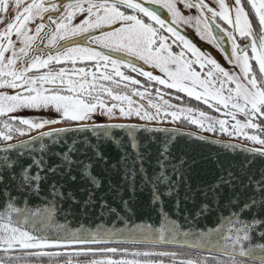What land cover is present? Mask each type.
I'll use <instances>...</instances> for the list:
<instances>
[{"label":"snow or ice","instance_id":"6c2138e0","mask_svg":"<svg viewBox=\"0 0 264 264\" xmlns=\"http://www.w3.org/2000/svg\"><path fill=\"white\" fill-rule=\"evenodd\" d=\"M215 2L218 5V11L206 4L204 0H196L195 3L193 0H67V2L65 0H31V2L0 0V13H7L9 10L15 12L14 18L9 20L5 28L0 31V89H24L27 92V95L0 94V116L14 113L21 108H54L63 120L76 124L72 128L41 132L39 136H34L28 141H20L18 144L6 143L5 147L0 148V153H3L0 158V185H3V189L0 190V251L5 254L23 252L27 256L35 257L61 255L59 252L46 251L64 247L61 238L50 239L36 223L41 216L51 215L52 209L36 212L22 209L17 205L11 191L12 182L18 181L16 187L23 189V194L27 195L28 192L39 194L40 183L47 180L49 174L67 176L75 180V177L71 176V171L72 165L77 163L72 158V153L78 151L74 147L76 142L73 141V146L69 147L67 152L56 153L61 155V162L49 166L44 155L45 137L51 138L54 144L59 141L63 133L67 132H91L98 139H105L111 138V129L121 128L126 130L129 137L128 145L125 146V155L122 157V178L129 182L130 187L135 188L136 178L139 176L142 186L151 187L152 203L162 206L163 197H171L178 191L180 184L187 183V169L182 167L183 157L180 158L179 164L172 163L171 146L179 130L150 128L147 125L91 123L98 109L101 115H107L109 118L116 116L115 110L118 108L119 115L122 117L130 118L134 114L140 119L153 121L159 118L161 108L164 107L163 114L171 116L173 120L183 116L190 123L206 131L219 130L229 136L242 137L253 144L260 145L259 148H244L239 144L223 145L225 149L232 151L240 149L247 153L251 159L246 160V164H252L256 157L264 158V138L249 134L248 131L251 129L253 133L264 134V0H247L258 20L261 33L258 43L242 0H235L234 7L231 9L225 0H215ZM178 4H183L186 9H196L200 15L186 16L182 14ZM160 9L166 10L170 20L162 17ZM206 12L211 16L205 15ZM77 15L82 19L74 24L73 20ZM217 17L241 37L251 38V44L247 46L251 48V57L246 49H239L232 31L216 23ZM144 18H147L148 22H145ZM2 20L3 17H0V22ZM36 21L39 23L34 30L28 27L30 22ZM49 24L54 25V28L49 27L48 33L45 34L47 43L44 46L54 51L45 54L39 48H33V45L38 38H41L43 42L41 32ZM181 24L194 26L201 38L206 37L209 42L215 41L217 46L227 37L232 42V50L226 58L234 68H239V73L226 70L211 56L199 51L178 30ZM33 31L34 34L30 35L29 33ZM13 35L21 45L18 50L12 40ZM169 38H174L173 43L180 42L183 46L180 52L174 53L171 50V45L167 43ZM60 41L64 43L61 44ZM93 44L106 51H98L92 47ZM185 49L194 59H185ZM224 51L227 50L224 49ZM8 52H11V56L5 55ZM251 60L255 61L257 67L253 66ZM85 61H94L96 71L90 72L84 67L72 69L52 67L53 64L71 62L75 65L77 62ZM137 61L142 63L137 64ZM18 62H22V67L19 69L16 68ZM101 65L105 71H100ZM144 65L158 69L163 74V78L144 70ZM109 66L110 72L107 70ZM206 67L208 70L205 72L203 70ZM121 68H128L130 72L146 78L148 82H155L166 89H174L177 93L183 92L197 101L202 100L209 108L222 112L225 117H230L234 123L229 124L228 119H216L203 111L198 113L201 119H196L194 116L189 119L192 109L181 108L179 111H168L176 106L168 100H163L162 96L163 105L153 104L149 100L148 107L154 108L155 114L149 113L146 109L142 112L143 105L141 108H134L131 96L118 91L121 84L124 88H128L129 85H141L138 79L126 75ZM40 69H48V71L35 76L29 75L34 70L38 72ZM69 73L78 75L80 79H73ZM99 81L106 83H99ZM45 85L57 86L46 88ZM156 93L160 95V89L157 88ZM132 95L143 99L145 94L133 91ZM109 98L111 101L120 102L119 106L116 103L108 106ZM238 117H243V120ZM9 119H18L19 124L26 126L29 131L59 122L57 120L33 122L16 117H9ZM4 128L6 131L0 139L5 142L13 138V133L26 134L25 128L14 127L8 122L4 123ZM137 131L164 133L157 150L156 165L159 170L151 176L145 168V160L151 155L152 137L138 138ZM196 138L205 139L204 137ZM210 142L216 143V141ZM37 143H39L38 151L41 155L32 156V163L23 165L22 158L26 155L31 156L37 151L34 147ZM127 147L131 148V153L127 152ZM95 155L103 159L98 150ZM129 159L131 164L128 163ZM169 167L171 172L168 171ZM86 169L84 175L94 187L98 188L99 181ZM240 179V176L228 171L227 175L219 177L217 184L213 187L233 186ZM62 187V184L58 185L55 181L50 185V196L58 197L57 203L64 198L61 192ZM242 187H253L252 194L243 204L242 210L233 212L229 217L226 231L224 228H217L207 233L182 232L181 225L172 221L168 228L152 229L148 226L140 229L134 238L151 243H167L174 241L180 235L185 237L192 235L196 237V245L207 246L209 251L219 250L221 255L229 257L231 264H257V262L264 264V243H257L252 235L253 232H257L261 240H264V228L258 227V225H264V221L255 218L249 221L242 217L243 210H251L257 205L264 207V173H261L259 180L249 175L248 183L242 184ZM92 195L93 193L89 190L88 200L84 201L86 206L91 202ZM68 196L76 202L71 192ZM185 198L187 199V196ZM124 203L127 204L126 201ZM105 206L103 202L100 205L102 210ZM176 206L178 210L179 199L176 201ZM206 208V205L203 206L202 211ZM111 211L114 212L115 209ZM213 231L217 237L215 240L212 239ZM114 234L97 231L81 235L72 234L63 239L68 243L100 244L108 242ZM90 252L115 254L118 249H87L77 255H88ZM133 255L175 257L176 253L137 252ZM13 259L14 257L10 256L7 264H11ZM65 264L70 262L66 260ZM88 264H140V262L92 259ZM179 264H197V262L189 259L180 260ZM216 264H224V262L218 260Z\"/></svg>","mask_w":264,"mask_h":264},{"label":"water","instance_id":"95a60500","mask_svg":"<svg viewBox=\"0 0 264 264\" xmlns=\"http://www.w3.org/2000/svg\"><path fill=\"white\" fill-rule=\"evenodd\" d=\"M160 12L163 18L169 20V16L164 9H160ZM213 29L215 30V25H213ZM219 46L223 50L226 49V53H230L232 49L231 41L227 37L220 42ZM92 47L98 51H106L95 44ZM34 48H39V45ZM51 51L54 50H41L45 54ZM141 63L137 61V64ZM143 67L144 70L151 71L153 75L156 72V69L147 65ZM135 101L139 105H143L144 110L146 109L149 112L148 107L143 102L136 99ZM95 123L105 125H147L150 128L179 130V134L171 146L172 163L179 164L180 158L183 157L184 164L182 167L187 169V183L180 184L178 191L171 197H163L162 206L152 203L151 187L142 186L139 176L136 178L135 188L130 187L129 182L122 178V157L125 155V146L128 145L129 137L126 130L121 128L111 129V138L105 139H98L91 132H67L63 133L59 141L54 144L51 138L45 137L43 141L46 145L44 155L49 166L60 163L62 157L61 155H56V153L63 154L67 152L69 147L73 146V141L76 142L74 147L78 151L72 153V158L77 163L72 165L71 171V176H74L75 180H71L67 176L61 177L49 174L47 180L41 181L39 194L34 192H28L27 195L23 194V189L16 187L18 181L12 182L11 191L17 205L22 209H28L31 212L48 208L52 209L51 215L41 216L36 223L50 239L61 238V243L64 244V247L47 249L46 251L109 246H138L182 249L229 259L228 256L221 255L219 250L209 251L207 246L196 245V237L192 235L187 237L180 235L174 241L167 243H151L134 237L140 229L148 226L152 229L168 228L172 221L181 225L182 232L207 233L217 228H224L226 231L229 217L233 212L242 210L243 204L252 194L253 187H255L253 185V187L245 188L242 187V184L248 183L249 175L256 180L260 179L261 173H264V158L256 157L254 162L248 165L246 160L251 159V157L247 153L242 152L240 149L236 151L225 149L223 145L239 144L244 148L259 147L177 126L118 121ZM75 126L69 125L61 128H72ZM40 133L11 144L31 140L32 137L39 136ZM136 136L138 138L152 137L151 155L145 160V168L148 175L151 176L159 170L156 165L157 150L164 133L137 131ZM196 137H204L205 139L201 140ZM210 141H216V143H211ZM5 146L6 144L0 145V148ZM34 147L37 151L32 153L31 156L26 155L23 157V165L31 164L32 156L38 157L41 155L38 151L39 143ZM97 150L102 154L103 159L95 155ZM126 150L128 153L132 151L130 147H127ZM2 156L3 153H0V158ZM128 163L131 164V159L128 160ZM85 169L99 181L100 186L98 188L94 187L88 177L84 175ZM33 171H35L34 168ZM168 171L171 172L170 167ZM228 171H232L240 176L241 179L236 181L233 186L221 185L214 188L213 186L217 184L219 177L227 175ZM54 181L58 185H63L61 192L64 194V198L59 203H57L58 197L52 198L50 196V185ZM2 189L3 185H0V190ZM89 190L93 195L91 202L86 206L84 201L88 200ZM161 191H163V187H161ZM69 192L75 197L76 202H73V199L68 196ZM186 196L187 199L185 198ZM177 199H179L178 210L176 206ZM125 201L127 204L124 203ZM102 202L106 205L103 210L100 207ZM205 205L207 208L202 211ZM111 209H115V211L113 212ZM242 217L249 221L253 218L264 221V207L257 205L251 210H243ZM258 227L264 228V225H258ZM97 231L115 234L110 237L108 242L100 244L68 243L63 239L72 234L81 235ZM252 235L257 243H264V240H261L257 232H253ZM216 238V234L213 231L212 239L215 240ZM0 253L4 252L0 251Z\"/></svg>","mask_w":264,"mask_h":264},{"label":"flooded vegetation","instance_id":"af4514ba","mask_svg":"<svg viewBox=\"0 0 264 264\" xmlns=\"http://www.w3.org/2000/svg\"><path fill=\"white\" fill-rule=\"evenodd\" d=\"M28 2H31V0H28ZM193 2L195 3L196 0H193ZM177 6L180 8L182 14H184L186 16L190 15V16L196 17V16L200 15L196 11V9H194V8L193 9H186V8H184L183 4H178ZM233 7H234V5H233ZM214 9H216L217 11L219 10L218 7H215V6H214ZM9 12H11V14H15L14 10H9ZM205 15H207L209 17L211 16V14L210 13H207V12L205 13ZM81 19H82V17L79 16V15H77V17L73 20V23L74 24L79 23ZM144 19H145V22H148L147 21V18H144ZM169 20H170V17H169ZM38 23H39V21H36L35 23H31L30 22L29 25H28V27H30V28H32L34 30L35 27H36V24H38ZM216 23H219L221 25V27L227 29L228 31H230V29H231L219 17H217ZM257 23H258V20H257ZM193 25H194V21H193ZM49 27L54 28V25L49 24L47 27H45V29L42 30V32H41V37L42 38H44L45 37V34L48 33ZM201 28L203 29V25H201ZM195 29L196 28L194 26H189V25L181 24L178 30L199 51H201L205 55L211 56L213 59H215L226 70L229 69V71H230V69H232V68L235 69L233 67V65L230 64L229 61H228V59L226 58V56H228V55L231 54V50L232 49L230 50V53H226L220 46H217V43L215 41L209 42L206 37L205 38H201V35L198 34L197 33V30H195ZM29 34L30 35L34 34V31L32 33H29ZM164 34L166 36L168 35L167 33H164ZM173 39L174 38H169L168 41H167V43L171 45V50L174 53H178V52L181 51V48L183 46L180 45V42L179 41H176L175 43H173ZM12 40L16 44V47L19 48L20 47V44L17 41V38L15 37V35L12 36ZM62 42L63 41H60V43H62ZM45 43H47V39L46 38H44L43 42H41V38H38L36 40L35 44L33 45V48L36 45H39V49H41V50H51V49L45 48V46H44ZM242 44L243 43L238 44V45L240 46ZM246 44L247 45H250L251 44V40H249ZM231 45H232V42H231ZM184 51L186 53L185 59H192L190 57L191 56V53L188 52L186 49ZM247 52H248V55L251 57L252 54H251V48L250 47L247 48ZM5 55L6 56H11V53L8 52ZM250 62L253 64L254 67H257L254 60H251ZM94 65H95V62L94 61H85L83 63L77 62L75 65H73L71 62H66L64 64H53L52 67L55 68V69H59L60 67H64L66 69L84 67V68H86L87 71H90V70H92V68H93ZM21 67H22V62H18V64L16 65V68L19 69ZM206 69L208 70L207 67H206ZM47 71H48V69H40L38 72L36 70H34L29 75L35 76V75H38L40 73L47 72ZM121 71L124 72L126 75H131L133 78L138 79L141 82V85H143V87H141V85H135V86L129 85V87L127 88V91L125 93L128 94L129 96H131V99L134 101V104L138 105L139 108H141V105H139L135 101V99L136 100H140L141 102H143L148 107L149 100H144L145 98L141 99V97H139V96L132 95V92L133 91H139V92H143L145 94V88H147V86L144 83H146V81H147L146 78H144L142 76H138L136 73L130 72V70L128 68H121ZM69 75H71L73 79H80V77L78 75H74L72 73H69ZM154 75H159V76L163 77V74L160 73L158 69H156V72H155ZM147 83L153 84V86L151 87V89L153 88L154 92H156V89L157 88L160 89V93H161L162 90L166 91L164 95H161L163 97V100H168L171 104L173 102L174 103H179V101L177 102L176 100L171 99L172 97L173 98H177L178 97L177 95H174V93H177L176 90H174V89H166L162 85L155 84V82H147ZM121 85L123 86V84H121ZM56 86L57 85H45L44 87H46V88H53V87H56ZM14 91H17V93H21V94L22 93H27L26 91H22V89H14ZM177 94L184 96L185 98L189 99L193 103H199V104H201V105L209 108L205 103H203L202 100L201 101H197L195 98L188 97L183 92H180V93H177ZM161 96H157L156 97V100L151 99V102L154 103V104L161 105V103H163V100L161 99ZM148 109H149V113L155 114V111L156 110H154L153 108H150V107H148ZM141 110L143 112L144 111V108H142ZM211 110H213V109L211 108ZM54 112H55V109L54 108H45V110L42 113H49L50 114V113H54ZM9 117L29 119L28 118V114L18 113V111L14 112V113H9V114L0 116V136H2V134L6 131V129L4 128V123L5 122H8V123L12 124L14 127H21V128H25L26 129V126L19 124L18 119H16V120H10ZM191 117H189V119H191ZM42 119H43L42 117H39V118L31 119V121H35V120L36 121H40ZM177 120H175V122H176L175 124H172L171 121L168 120L167 117L163 113H161L160 116H159V118L158 119H155L153 121H146V120H143V119H140V118H138V119H132L130 121H132V122H138V123L154 124V125L177 126V127H181V128L192 129V128H190V126L192 125V123H190L189 120L184 119L183 116H181V118H179ZM65 125L66 124H60L58 126H49V124H48L47 126H45L42 129H33V130H30V131L26 129V134L25 135H20L19 133H13V138L10 141H8V142H5L2 139H0V145L1 144L15 142V141H18V140L27 138V137H29V136H31L33 134L38 133V132H41V131H44V130H47V129H52V128H57V127L65 126ZM193 130H195V129H193ZM255 145H257V144H255ZM100 248H105V247L77 248V249L62 250V251H57V252L61 253V255H65L66 257L69 256V255H72V254L75 255V257H74L75 259L73 261L66 259L67 261L70 262V264H82V263H79L77 261V259H76L77 258L76 257L77 253H81L82 251L87 250V249L96 250V249H100ZM110 248H112V247H110ZM115 248H117V247H115ZM117 249L118 250H122L123 253H129V251H132L133 252V251L139 250V249H132L131 250L128 247H125V248L124 247H118ZM140 250L141 251H139V252H141V253L146 252L144 249H140ZM164 252L176 253V256L175 257L169 256V257L172 258L171 261H174L176 263H179L180 260H189V259H191V260L197 262V264H204V262H206L207 257H210L208 255H204V254H200V253H195V252H190V251L180 252L179 250H176V249L166 250ZM94 253H96V252H90L88 255H91V254H94ZM80 255H83V254H80ZM88 255H83V256H88ZM60 256H58V257H60ZM41 259H42V261L39 264H65V262H66L65 257H64V261H56L53 257H48L47 258V259H49L48 261H43L44 260L43 257H41ZM207 260L209 261V259H207ZM84 264H88V263H84Z\"/></svg>","mask_w":264,"mask_h":264},{"label":"rangeland","instance_id":"374dc122","mask_svg":"<svg viewBox=\"0 0 264 264\" xmlns=\"http://www.w3.org/2000/svg\"><path fill=\"white\" fill-rule=\"evenodd\" d=\"M204 2L206 4H208L210 7L214 8L215 7H218L217 3L215 2V0H204ZM225 3L229 6V8H233V5L235 3V0H225ZM242 3L244 4V7H245V11L248 12L249 14V19L251 20L252 22V26H253V31L256 35V38L259 42V37L261 35L260 33V30H259V27L257 26V24L255 23V19L257 21V18L254 16V13L252 12L251 10V7L250 5H248L247 3V0H242ZM14 15L15 14H11V12H7V13H0V17H3V20L2 22H0V31H2L5 26L7 25V23L9 22V20L13 19L14 18ZM234 10L232 11V16H233V19H234ZM253 17V20L251 19V17ZM255 17V19H254ZM195 23V22H194ZM254 25L257 27L255 28ZM202 29V28H201ZM255 29H257V31H255ZM230 31L233 32L234 34V37H235V43L238 45V44H241L243 43L242 45H238L239 49H246L247 50V42L249 40H251V38L249 37H241L238 33H236L234 31V29H230ZM21 46V45H20ZM19 48H17L18 50ZM11 53V52H10ZM192 59H194V57L190 56ZM18 64V63H17ZM109 72L111 71V67H109L107 69ZM229 70V69H228ZM203 71H207V69L205 68ZM231 72L233 73H239V68H235V69H230ZM163 78V77H162ZM153 85V84H152ZM150 87L152 86H149L148 88H145V95H144V100H151V99H154L156 100V97L157 96H161V95H164L166 91L162 90L160 95H157L156 92H154L153 88L151 89ZM227 87V85H226ZM131 88V87H130ZM132 90V89H131ZM22 91H25L24 89H22ZM123 93L126 94L125 92L127 91V88H124L123 90ZM154 92V93H153ZM17 91H14V89H9V88H4V89H0V94H7V95H16ZM24 95H27V93H22ZM174 95H177L179 98H171V99H174L176 100L177 102L179 101V103H172L173 105H175L176 107L173 108V109H169L168 111H179V109L181 108H185V109H192V113L190 114L189 117H195L196 119H201V117H199L198 113L200 111H203L205 112L207 115L209 116H212L216 119H228L229 120V124L231 123H234V121L231 120L230 117H225L223 115L222 112H217L215 111L214 109L211 110V108H207L199 103H193L191 102L189 99L185 98L184 96L182 95H179L177 93H174ZM109 101H110V98H109ZM110 103H116L118 106H119V103L120 102H117V101H110ZM154 104V103H153ZM159 105V104H158ZM161 105H163V103H161ZM108 106H111V105H108ZM126 108H127V104L124 105ZM133 107L134 108H139L138 105L136 104H133ZM154 109V108H153ZM45 110V108H21V109H18V113H23V114H28V118L29 120L31 119H34V118H39V117H42L43 119L40 120V121H52V120H57L59 121L58 123H55V124H49V126H58L60 124H66V125H76L75 122H71V121H65L61 118L60 114L57 113L56 111L54 113H42L43 111ZM155 110V109H154ZM164 110L165 108L162 107L161 108V113H164ZM116 111V116L113 117V118H109L107 115H101L100 114V110L98 109L97 112L95 113V115H93L92 117V120L90 121L91 123H95V122H105V123H108V122H117V121H122V120H132V119H138L139 117L135 116L134 114L130 117V118H127V117H122L119 115V112H118V108L115 110ZM168 120L171 121L172 124H175V120L172 119V117L170 116H166ZM239 119L243 120V117H238ZM40 121H33V122H40ZM178 121V120H177ZM170 123V124H171ZM190 128L192 129H195L196 131L198 132H201L203 134H207V135H211V136H216V137H223V138H226V139H233V140H237V141H241V142H244V143H248V144H252V145H255L253 144L252 142L250 141H247L245 140L244 138L242 137H236V136H229L223 132H220L219 130L215 131V132H209V131H206L204 128H200L198 125L196 124H192L190 126ZM219 128V126L217 125V129ZM229 131H231V129H229ZM249 134H256V135H259L261 136V138L264 137V134L260 133V132H255L253 133V130L249 129ZM256 146H260V145H256ZM132 260H135V261H139L140 264H146V262H151V264H167L165 262H156V261H149V260H146V259H131L129 261H132Z\"/></svg>","mask_w":264,"mask_h":264},{"label":"trees","instance_id":"16d2710c","mask_svg":"<svg viewBox=\"0 0 264 264\" xmlns=\"http://www.w3.org/2000/svg\"><path fill=\"white\" fill-rule=\"evenodd\" d=\"M251 17V16H250ZM251 19L253 20V17H251ZM255 19V17H254ZM255 23L257 24V26L259 27L256 19H255ZM255 28H257L254 25ZM255 31H257V29H255ZM91 71H96V66L94 65ZM100 71H105L104 67L101 65L100 66ZM97 75H99V73H97ZM89 81H91V77H89ZM148 81H146V83H144L147 88L149 86H153L151 83H147ZM99 83H106L104 81H99ZM151 88V87H150ZM124 87L121 85L120 89H118V91L121 92V94L123 93ZM111 101V100H110ZM109 99L107 100V103H110ZM112 102V101H111ZM110 247H128L131 250L132 249H139L136 251H129V253H123L122 250H118L117 253L113 254V253H99L96 252L94 254L88 255V256H83V255H76V259L79 263H88L90 260L92 259H97V260H107V259H112V260H131V259H146L149 261H156V262H165L167 264H179L176 263L174 261H171L172 258L169 256H143V255H139V256H134L133 253H137L139 251H141L140 249H144L146 252H164L166 250H172V249H165V248H153V247H138V246H109V247H105V248H110ZM116 248V249H117ZM67 250V249H66ZM69 250V249H68ZM179 250L180 252H185L186 250H182V249H176ZM58 251H62V250H58ZM52 252H57V251H52ZM141 253V252H139ZM14 257V259L11 261V264H39L42 259L41 257H35V256H27L25 255L23 252H16V253H0V262H5V264H7L9 257ZM210 256V255H208ZM15 257H18V259H15ZM64 257L65 260H74L75 255H69V256H65V255H61L60 257H53L56 261H64ZM44 260L43 261H48L49 259H47L48 257H43ZM169 258V259H168ZM209 259V261L207 260ZM206 262H204V264H216V262L219 261H223L224 264H231L230 260L228 258H222V257H217V256H210L207 257Z\"/></svg>","mask_w":264,"mask_h":264}]
</instances>
